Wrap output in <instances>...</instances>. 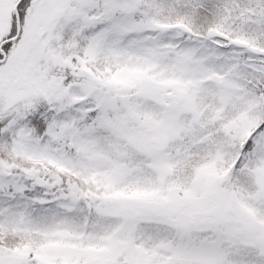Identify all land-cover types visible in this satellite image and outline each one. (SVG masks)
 <instances>
[{
  "label": "snow or ice",
  "instance_id": "obj_1",
  "mask_svg": "<svg viewBox=\"0 0 264 264\" xmlns=\"http://www.w3.org/2000/svg\"><path fill=\"white\" fill-rule=\"evenodd\" d=\"M0 264H264V0H0Z\"/></svg>",
  "mask_w": 264,
  "mask_h": 264
}]
</instances>
